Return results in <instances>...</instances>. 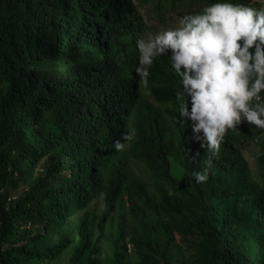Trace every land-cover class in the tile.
Instances as JSON below:
<instances>
[{
	"label": "trees",
	"instance_id": "trees-1",
	"mask_svg": "<svg viewBox=\"0 0 264 264\" xmlns=\"http://www.w3.org/2000/svg\"><path fill=\"white\" fill-rule=\"evenodd\" d=\"M144 1L156 13L253 3ZM143 17L131 0H0V264L57 258L72 220L81 241L71 264H174L180 254L182 264H264V183L239 148L260 147L264 166V129L244 122L215 156L202 147L181 120L171 54L153 58L146 82L136 74ZM204 170L198 184L191 174ZM98 198L100 213L89 208ZM116 218L113 259L93 257Z\"/></svg>",
	"mask_w": 264,
	"mask_h": 264
},
{
	"label": "clouds",
	"instance_id": "clouds-1",
	"mask_svg": "<svg viewBox=\"0 0 264 264\" xmlns=\"http://www.w3.org/2000/svg\"><path fill=\"white\" fill-rule=\"evenodd\" d=\"M180 25L154 39L136 40L140 57L135 71L146 82L153 58L171 54L183 86L176 92L181 120L192 122L194 138L215 156L228 130L244 122L264 129V8L217 2L183 16ZM134 136V130L123 133L124 142L117 140L115 151L122 152ZM191 175L198 184L208 179L207 170Z\"/></svg>",
	"mask_w": 264,
	"mask_h": 264
},
{
	"label": "rangeland",
	"instance_id": "rangeland-1",
	"mask_svg": "<svg viewBox=\"0 0 264 264\" xmlns=\"http://www.w3.org/2000/svg\"><path fill=\"white\" fill-rule=\"evenodd\" d=\"M133 3L140 6L141 12L143 13L144 22L146 23L147 32L144 36V39L147 40L149 37L155 38L157 35L162 34L167 30H176L181 27L180 19L188 14H192L196 10H204L206 6L204 3H188L178 4L173 6L171 3L166 5V8L161 13H156L153 11L154 2H145L144 0H131ZM205 5V6H204ZM250 7H253L257 10L264 8V0H253V3ZM201 10V11H202ZM245 161L247 162L251 173L257 178L260 183L263 182V165L260 161V156L263 154L260 147L255 145L252 142H244L239 146ZM17 176V174H16ZM17 197V193H15ZM89 208L97 213H100L104 210V203L100 198L96 199ZM118 218V217H117ZM108 223L105 233L101 236L98 252L93 253V257H98L102 261H108L113 259L115 254V241L119 235V222L118 219ZM144 225L151 227L150 222L147 220L144 221ZM61 235L69 239V246L65 251L53 260L37 262V264H71L72 260L77 254V249L80 245L81 237L78 228V220H72L69 226H66L61 229ZM95 238L100 237V231L97 229L94 231ZM58 235L56 239H58ZM134 259L133 252H130V255ZM188 257L186 254H180L179 258L173 259L174 264H182V259ZM190 261L198 262L200 260V255H195L189 258ZM264 261V259H263ZM33 264V263H28Z\"/></svg>",
	"mask_w": 264,
	"mask_h": 264
}]
</instances>
